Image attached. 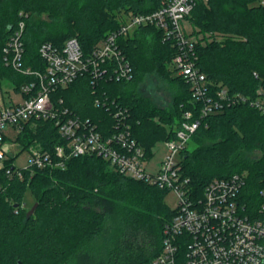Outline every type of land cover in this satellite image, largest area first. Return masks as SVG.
<instances>
[{"label":"trees","instance_id":"1","mask_svg":"<svg viewBox=\"0 0 264 264\" xmlns=\"http://www.w3.org/2000/svg\"><path fill=\"white\" fill-rule=\"evenodd\" d=\"M163 1L0 0V84L8 81L19 94L22 86L36 81L23 72L46 70L43 44L62 49L77 39L89 53L120 28L124 16L153 13ZM189 22L197 35L214 36L206 45L205 36L199 40L191 57L207 78L209 97L225 89L238 103L201 121L191 139L195 148L190 144L184 152L183 174L201 198L214 179L245 175L239 201L255 217L264 205V114L251 102L264 99V0H197ZM21 23L24 53L17 70L7 64L5 49ZM122 49L133 67L130 81L86 74L53 92L51 100L101 131L113 128L116 113L127 110L125 122L151 159L157 141L176 138L187 113L200 119L201 103L170 66L178 48L160 30L140 28L122 41ZM149 76L177 88L170 110L140 96L139 84ZM15 142L21 152L39 144L56 159L55 147L67 141L54 120H39L27 124ZM254 152L260 158H252ZM14 161L9 158L0 171V264H151L161 254L165 226L177 213L164 202L169 192L125 177L95 155L66 160L63 170H24L23 179L7 174ZM27 192L32 204L22 208Z\"/></svg>","mask_w":264,"mask_h":264},{"label":"built area","instance_id":"2","mask_svg":"<svg viewBox=\"0 0 264 264\" xmlns=\"http://www.w3.org/2000/svg\"><path fill=\"white\" fill-rule=\"evenodd\" d=\"M207 2V0H204ZM197 0H164L162 6L150 14L127 15L117 31L110 33L95 48L85 53L77 39L68 40L62 49L51 43L40 48L41 58L46 64L44 72L25 74L36 76V81L22 86L19 95L23 102L8 106L0 98V171L4 170L7 130L16 137L32 121L54 120L65 145L55 147L54 154L39 144L28 150L31 154L28 166H15L7 174L24 178V170L46 167L65 169V161L87 155H95L107 161L116 172L136 181H145L177 197L176 215L165 226L161 254L151 264H264V205L255 217L245 212L239 195L245 186V175L235 174L228 179H214L199 197L190 178L183 174L182 159L191 144L192 136L201 121L226 107L238 103L223 89L215 98L209 97V85L205 74L195 66L191 57L200 38L187 32L184 22L194 10ZM190 23V22H189ZM191 24V23H190ZM144 27H155L162 32L163 39L178 48V54L170 66L176 76L186 80L192 97L201 103L200 119L193 120L187 113L185 121L176 130V138L164 142L166 155L155 172H148L151 159L145 149L133 138L132 129L126 122L127 110L116 113L119 121L113 128L100 130L89 119L83 120L69 115L67 109L57 108L52 102V93L67 89L82 75H91L95 80L110 76L117 80L130 81L133 67L123 54L122 41L134 36ZM25 24L5 49L7 64L20 70L24 53L21 42ZM108 72V73H107ZM262 96V91H258ZM63 101L60 100V104ZM100 105L99 100L96 102ZM251 105L264 114V99L252 101ZM22 208H27L26 203Z\"/></svg>","mask_w":264,"mask_h":264},{"label":"rangeland","instance_id":"3","mask_svg":"<svg viewBox=\"0 0 264 264\" xmlns=\"http://www.w3.org/2000/svg\"><path fill=\"white\" fill-rule=\"evenodd\" d=\"M42 19H46V16ZM125 19V17H123ZM184 26L187 29V32L191 33L194 32V35L200 38V40L204 39L203 34L197 35V29L190 24L189 22H184ZM219 40L223 39L222 35L216 34L215 35ZM214 36L206 35V41H203L202 44L206 45V43L212 42ZM177 88L173 87L167 80L161 79L157 76H149L144 79L138 88V92L140 96L145 99L147 102H150L153 106L157 107L160 110H170L174 106V100L177 93ZM0 98L8 105L12 106L14 104L22 103V97L15 92L14 86L9 83L8 81H2L0 84ZM8 138L5 141V146L2 147V150H5L6 156L10 158H15L14 166L18 169H24L29 164L28 161L30 160V152L25 151L21 152V147L15 142L16 134L11 130H7ZM195 146L193 144L190 145V149L193 150ZM153 157L149 161L147 166L148 172H155L157 165L162 160V158L166 155V148L164 146V142L157 141L152 148ZM252 158L258 159L260 158V153L254 152L251 154ZM32 195L30 192H27L25 203L27 208L29 205L32 204ZM165 204H167L171 209H175L178 202L177 197L174 192H170L164 200Z\"/></svg>","mask_w":264,"mask_h":264},{"label":"water","instance_id":"4","mask_svg":"<svg viewBox=\"0 0 264 264\" xmlns=\"http://www.w3.org/2000/svg\"><path fill=\"white\" fill-rule=\"evenodd\" d=\"M37 209V204L30 210L28 216H32Z\"/></svg>","mask_w":264,"mask_h":264}]
</instances>
